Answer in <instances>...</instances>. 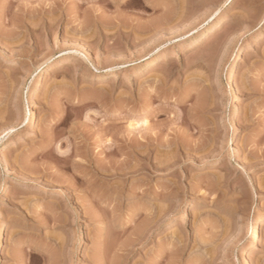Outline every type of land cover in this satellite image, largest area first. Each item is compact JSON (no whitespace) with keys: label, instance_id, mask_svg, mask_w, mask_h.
Returning a JSON list of instances; mask_svg holds the SVG:
<instances>
[{"label":"rangeland","instance_id":"374dc122","mask_svg":"<svg viewBox=\"0 0 264 264\" xmlns=\"http://www.w3.org/2000/svg\"><path fill=\"white\" fill-rule=\"evenodd\" d=\"M262 213L264 0H0V264H264Z\"/></svg>","mask_w":264,"mask_h":264},{"label":"bare ground","instance_id":"6f19581e","mask_svg":"<svg viewBox=\"0 0 264 264\" xmlns=\"http://www.w3.org/2000/svg\"><path fill=\"white\" fill-rule=\"evenodd\" d=\"M232 1H235V0H232ZM161 24V23H160ZM163 24V23H162ZM165 24V23H164ZM158 26H159V24H158ZM223 28H225L224 27V21H221V20H219V21H217V22H215V20L213 21V23H212V25L207 29V31L205 32V35H202V36H199L198 38H196L193 42H192V44H191V48H195V47H198L201 43H203L204 41H205V39H206V37L207 36H209V34H214V32H216V31H218V30H220V29H223ZM152 49V48H151ZM156 49V48H155ZM150 50L148 49L147 50V52H149ZM153 51V50H152ZM155 51V50H154ZM151 52V51H150ZM238 56H240L239 54H238ZM62 58H63V56L61 55L60 57H58L56 60H54L51 64H50V66H49V70H50V72L51 73H55L62 65H63V61H62ZM52 58H50V60H51ZM156 61H157V57H155V58H153L152 60H151V63H150V66H151V68H152V66L153 65H155L156 64ZM47 62H48V60H47ZM47 62H44L42 65H40L38 68L39 69H41L45 64H47ZM92 79H94V81L95 80H99V79H101V78H97V77H92ZM235 77L234 76H231L230 77V80H229V83L230 84H232V85H234L235 84ZM150 94V93H149ZM240 96L238 95V94H235L234 96H233V100H235V99H238ZM3 118V117H2ZM137 125H138V123H137ZM132 126V125H131ZM136 126V125H135ZM134 128V127H133ZM145 129V128H144ZM143 137H145V136H143ZM158 137V136H157ZM146 139V138H145ZM147 139H148V137H147ZM153 139V138H152ZM152 139H149V140H152ZM156 139V138H155ZM158 139V138H157ZM156 139V140H157ZM142 141V140H141ZM140 141V142H141ZM145 141V140H144ZM139 142V141H138ZM145 143V142H144ZM147 143V142H146ZM149 143H151V141L150 142H148L147 143V145L149 144ZM163 144V143H162ZM144 145V144H143ZM147 145H146V147H147ZM159 145H160V143H159ZM116 147H117V144L115 145ZM120 145H118V147H119ZM122 146V145H121ZM142 146V145H141ZM140 146V147H141ZM161 146V145H160ZM117 147V148H118ZM154 147H155V145H154ZM154 147H153V142H152V144H150L149 145V147H147V149L146 150H144V151H142V152H137V153H135V155H137V157L138 156H140V157H144L145 159H149V157L153 154V150H154ZM159 147V146H158ZM122 148V147H121ZM123 149V148H122ZM122 149H120V148H118L117 149V152H114V153H116V155L118 156V155H123L124 153H123V150ZM141 149H143V148H141ZM137 149H134V151H136ZM156 150V149H155ZM139 151H141V150H139ZM133 153V152H132ZM115 155V154H114ZM169 155V154H168ZM167 155V156H168ZM148 161V160H147ZM154 168V167H153ZM101 172V171H100ZM102 173H104V172H102ZM101 174V173H100ZM104 175V174H103ZM76 212L77 213H81V207H79V205H76ZM264 223V213H262L260 216H258L257 218H254L253 220H251V225H253V227H252V231H251V240H252V247H256L257 245H258V242H259V238H260V226L262 225ZM81 229V232H80V236L76 239V242H75V246H78V245H82L83 244V242L85 241V232L87 231L86 229H85V227H82V228H80ZM5 234H6V226H4V225H2L1 227H0V245L4 242V238H5ZM244 264H251V262H250V260L249 259H245L244 260Z\"/></svg>","mask_w":264,"mask_h":264}]
</instances>
